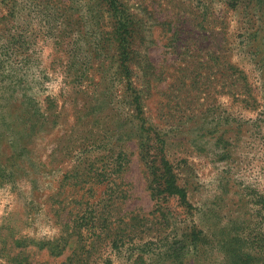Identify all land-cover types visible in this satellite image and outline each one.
I'll list each match as a JSON object with an SVG mask.
<instances>
[{
	"label": "rangeland",
	"instance_id": "1",
	"mask_svg": "<svg viewBox=\"0 0 264 264\" xmlns=\"http://www.w3.org/2000/svg\"><path fill=\"white\" fill-rule=\"evenodd\" d=\"M87 1L19 0L10 16L8 1L0 0L6 16L0 24V264H76V258L133 264L142 251L134 246L146 235L144 228L129 230L131 218L152 223L163 238L147 263L169 264L162 259L166 246L181 247L178 236L168 240L170 225L153 221L150 176L132 137L130 92L113 75L110 17L98 8L86 17ZM120 1L135 21L133 86L144 91L147 123L166 140V158L195 208L191 217L170 200L171 223L176 231L191 219L205 227L217 219L253 227L252 203L264 196V0ZM58 8L63 21L28 11ZM211 28L218 31L214 61ZM12 32L15 42L7 38ZM228 63L237 70L232 78ZM119 153L118 187L72 177L76 166L109 174ZM117 188L123 198L108 202ZM92 216L111 224L107 230H128L118 248L97 224L85 229ZM75 221L80 241H61L57 256L39 249L72 234ZM205 249L199 261L183 251L175 255L181 264H222L215 244Z\"/></svg>",
	"mask_w": 264,
	"mask_h": 264
},
{
	"label": "trees",
	"instance_id": "2",
	"mask_svg": "<svg viewBox=\"0 0 264 264\" xmlns=\"http://www.w3.org/2000/svg\"><path fill=\"white\" fill-rule=\"evenodd\" d=\"M8 3L6 5V10L8 15L12 16L17 13L18 2L19 0H2ZM54 2V1H53ZM57 2V1H55ZM46 3V2H45ZM236 1H234V4ZM95 8L100 9L99 11H106L110 17V27H111V39L114 42L115 50H116V58L114 60V73L113 75L116 78L122 77L125 79V88L130 92V118L136 120V128L135 134L132 137L136 140L137 147L142 154V159L147 167L149 178V190L151 200L155 202V209L152 211L151 215L154 220L157 221L158 226L170 225V230L173 233L169 234V238H176L178 236L180 238L179 242L181 247H179L178 242L171 243L170 246H166L164 249V253H162L163 261L168 262L169 264H181L182 260L178 259L175 255L181 251L184 254H192L195 256V259L199 261L201 257L205 255V248L209 246V244H215L217 251L221 253L222 256V264H264V196H258L257 200L252 203V209L254 214L253 227L251 221L243 222L238 227L229 226V223L221 224L217 219L211 226L205 227L204 225L195 224L192 219L189 225H184L185 227H181L178 231L175 228L173 218H169L170 210L167 207V204L170 200H173L177 203V205L183 207L185 209L186 215L189 214L191 217L194 216V209L189 202L188 194H187V186H184L182 183H179V175L173 168V165L168 161L166 155L164 153V149L166 146V140L160 134V131L155 128L145 117V105H144V91L137 89L133 86L132 83V71L130 70V62L133 60L134 55L136 54L134 50H132V41L135 35V21L132 18V14L129 12L127 6L120 0H88L85 5V9H83L85 16L91 15V13L99 11H95ZM28 11H32L35 13L34 15H45V16H53L58 19L60 18L63 21L64 9H28ZM209 18V16H208ZM6 19V16H0V24L2 21ZM56 20V19H55ZM217 19L212 20V27H215V22ZM211 38H213L210 46L212 49L209 51L212 59L214 61L217 59L218 51L217 45L218 40L216 39L218 35V31L215 28L210 29ZM7 38L12 40L13 42L17 41L18 34L16 32H12L8 34ZM227 42V41H226ZM225 42V43H226ZM226 71L230 72L228 75L229 78H232V73L237 72L236 67L233 64H226ZM242 79L244 77L242 76ZM243 81V80H242ZM231 86V81L229 82ZM245 94L247 92L246 89L243 91ZM226 153L229 155L228 150ZM122 155L119 153L116 155L115 159H113V167L111 168L110 173L107 174V171L98 170L91 168L89 165V169H79L78 166L74 167V171H72V177L75 179V182L83 180L85 178H92L95 182H107L113 186L118 187V184L115 183L114 174H119L121 172L122 167L124 166L123 161L121 160ZM111 166V164H109ZM94 170V171H93ZM108 176L109 178H107ZM68 180V177L64 178ZM84 182V180L82 181ZM117 188L116 191L112 192V195L108 196L109 201H119L123 198L121 195L122 191H119ZM117 201V202H118ZM95 213V212H94ZM93 215V213H89ZM85 216V214H83ZM89 221L85 224V229H89V225L93 224V227L99 228L100 231L105 230L107 232V236L113 235L112 243L113 247L118 248V243L122 244V234L128 231L126 228L121 229L117 228L115 231L107 230L108 226L111 224H107L106 220L103 219L101 224L99 223L100 217H89ZM77 221V220H76ZM74 222L75 230L72 234L65 235L66 238L59 240L58 242L53 243H40L38 245L39 249L46 248L51 256L59 255L64 247V244L61 245L60 242L66 241L72 237L76 236L77 240H81L78 230L76 228H80L81 224L78 222ZM95 221L94 223H91ZM137 218L130 219L129 230L137 231L138 229L144 228V233L146 237L141 239L142 241L138 244V246H134L135 249L142 250L140 254L135 255L133 264H149L146 260L150 262L149 254L154 252L151 248L161 242L162 237L159 238V234L156 235V231L154 228H151L146 223L143 225L138 224ZM122 224V221H121ZM68 227V225H66ZM91 228V229H92ZM252 228V229H251ZM137 229V230H136ZM142 230V229H141ZM134 231V232H135ZM147 232L148 235H147ZM180 232V233H178ZM130 237V235H129ZM132 244V243H131ZM173 244V245H172ZM159 248V247H158ZM171 248H173L171 250ZM75 254V253H74ZM77 257V256H76ZM73 259V258H70ZM69 261V260H68ZM77 261H85V259L76 258ZM68 264H72L70 261Z\"/></svg>",
	"mask_w": 264,
	"mask_h": 264
}]
</instances>
